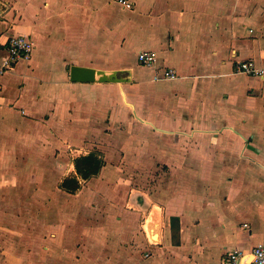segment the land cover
Masks as SVG:
<instances>
[{"label": "crops", "instance_id": "1", "mask_svg": "<svg viewBox=\"0 0 264 264\" xmlns=\"http://www.w3.org/2000/svg\"><path fill=\"white\" fill-rule=\"evenodd\" d=\"M135 2L0 0V56L13 36L35 45L0 74V261L233 264L231 251L264 247V75L236 69H264V0ZM73 64L130 68L132 81L74 82ZM163 68L178 77L155 80ZM92 150L101 172L62 188ZM129 173L171 179L156 186L159 243L126 207L147 191L105 181Z\"/></svg>", "mask_w": 264, "mask_h": 264}, {"label": "built area", "instance_id": "2", "mask_svg": "<svg viewBox=\"0 0 264 264\" xmlns=\"http://www.w3.org/2000/svg\"><path fill=\"white\" fill-rule=\"evenodd\" d=\"M126 9L135 7V0H114ZM34 42L27 35L13 36L6 45V53L0 56V74L7 73L14 69L15 65L21 60H29L34 50ZM139 61L143 65H153L156 60V53L152 50H142L138 55ZM237 71H243L250 74L264 75V69L256 65L253 60L241 61L236 66ZM178 73L173 68L159 69L154 75V79H175ZM1 97V87H0ZM250 256L241 251L233 250L229 254V262L233 264H264V247L256 246Z\"/></svg>", "mask_w": 264, "mask_h": 264}, {"label": "rangeland", "instance_id": "3", "mask_svg": "<svg viewBox=\"0 0 264 264\" xmlns=\"http://www.w3.org/2000/svg\"><path fill=\"white\" fill-rule=\"evenodd\" d=\"M170 180H171L170 178H166L165 179L164 177H160V176H156V175L152 176V177H148L147 176V177H143V178H141V177L134 178L129 173V177L128 178H123V179L121 177H119V178L115 177V178H112V179L107 178L105 181L106 182L110 181V185L111 186H117L118 184L121 183V184H124L126 187L137 186L136 189L137 188H141L144 191L146 190L147 192L152 191V194H153V195H151L152 197L147 192H146L147 194L146 193L138 194V193H141V192H138L137 190H134L133 192L131 191V195L129 197L130 204H129V206H126L128 208L127 210H129V211H133V210H136V209L140 211L139 218H138L137 214H134V213L131 214L133 216L128 215L126 217H131V218L135 217V219L138 218L140 220H144L146 218V216L149 215V212H150L149 210H151L152 205L159 204V202H160L156 198V197H158L156 195V192H158L157 190L162 191V189L161 188H157V190H156V186H160L159 185L160 183L162 184V186H164ZM106 182H104V183H106ZM85 185H88L87 182H85ZM65 195H67V194L62 193L60 196H58V200H60L61 202H65L66 201V199L64 198ZM136 195H141V197H144V199H146V202H147V206L146 207H144V205L140 204L137 201ZM75 201L77 202L76 198L75 199L74 198L70 199L71 203H74ZM86 202H88V201L86 200ZM132 205H133V207H132ZM134 207H136V208H134ZM81 216L83 218H85L87 216H91V211L88 210V208H85L84 210H82ZM96 216H97V214H96ZM98 216H101V215L98 214ZM30 248H34L35 249V247H30L29 246V248H25L24 250L29 249V251H30ZM35 253L36 252L34 251L33 252L34 256L28 258L29 264H36ZM4 260L5 259L2 257V259L0 261V264L4 263L5 262ZM23 260L24 259L22 258L21 255H16V256L14 255L12 258L7 259L5 263H7V264H25V263H23Z\"/></svg>", "mask_w": 264, "mask_h": 264}, {"label": "water", "instance_id": "4", "mask_svg": "<svg viewBox=\"0 0 264 264\" xmlns=\"http://www.w3.org/2000/svg\"><path fill=\"white\" fill-rule=\"evenodd\" d=\"M70 79L74 82H130L132 81V69L107 70L93 66L73 64L70 66ZM162 218L161 207L159 205H153L146 221V229L148 234L151 233L149 234L150 238L152 235L155 237L154 239H156V241L159 240V242L160 237L158 238V233L160 234ZM148 229H150V232Z\"/></svg>", "mask_w": 264, "mask_h": 264}, {"label": "trees", "instance_id": "5", "mask_svg": "<svg viewBox=\"0 0 264 264\" xmlns=\"http://www.w3.org/2000/svg\"><path fill=\"white\" fill-rule=\"evenodd\" d=\"M76 172L65 177L61 183V187L71 193H76L82 188L83 181L89 180L97 176L103 166L106 164L104 154L99 150H92L87 154H81L75 158ZM171 224L174 231V237L179 227V216L172 215Z\"/></svg>", "mask_w": 264, "mask_h": 264}, {"label": "bare ground", "instance_id": "6", "mask_svg": "<svg viewBox=\"0 0 264 264\" xmlns=\"http://www.w3.org/2000/svg\"><path fill=\"white\" fill-rule=\"evenodd\" d=\"M147 227H148V226H147ZM148 230H149V232H150V229H148ZM149 234H151V233H149ZM159 235H160V234L158 233V238L160 237ZM151 238H153L152 240H153L154 242H159V240L156 241V239H154L155 237H153L152 235H151Z\"/></svg>", "mask_w": 264, "mask_h": 264}]
</instances>
